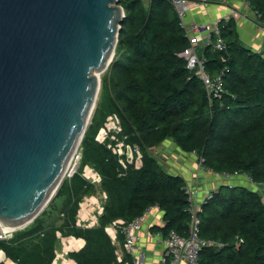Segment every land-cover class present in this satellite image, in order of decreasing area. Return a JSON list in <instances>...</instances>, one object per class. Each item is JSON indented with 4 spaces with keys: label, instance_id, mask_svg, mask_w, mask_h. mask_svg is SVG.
<instances>
[{
    "label": "trees",
    "instance_id": "1",
    "mask_svg": "<svg viewBox=\"0 0 264 264\" xmlns=\"http://www.w3.org/2000/svg\"><path fill=\"white\" fill-rule=\"evenodd\" d=\"M125 20L115 57L102 78L100 96L80 145L82 161L72 178H65L44 212L0 250L16 264H53L59 236L83 240L69 254L76 264H134L106 228L127 223L157 205L164 226L153 233L187 237L191 215L187 182L167 172L155 153L172 141L186 154H196L210 172L247 175L260 190L245 186L220 187L204 206L201 237L224 245L206 248L201 264H264V51L255 52L239 38L234 19L221 20L226 48L202 47L200 56L212 77L222 76L224 92L212 97L178 54L191 43L169 0H118ZM264 23V0H243ZM213 40L216 39L214 36ZM116 115L122 132L116 140L138 147L142 165L124 169L121 157L109 148L116 142L97 136ZM102 177L107 195L98 225L77 226L80 206L98 188L83 177L86 167ZM123 246L124 236H119Z\"/></svg>",
    "mask_w": 264,
    "mask_h": 264
},
{
    "label": "water",
    "instance_id": "2",
    "mask_svg": "<svg viewBox=\"0 0 264 264\" xmlns=\"http://www.w3.org/2000/svg\"><path fill=\"white\" fill-rule=\"evenodd\" d=\"M118 0H0V228L31 225L61 187L112 63Z\"/></svg>",
    "mask_w": 264,
    "mask_h": 264
},
{
    "label": "built area",
    "instance_id": "3",
    "mask_svg": "<svg viewBox=\"0 0 264 264\" xmlns=\"http://www.w3.org/2000/svg\"><path fill=\"white\" fill-rule=\"evenodd\" d=\"M175 7L178 17L181 22V26L186 32V35L191 43L190 47L186 48L184 51L180 52L178 56L186 61L187 69L198 76L202 81L209 97L212 95L218 96L224 92L222 86V76L212 77L208 74L204 67V61L200 56L198 47L202 43L203 47L213 46L217 50H224L226 48L225 41L221 37L219 22L211 23H194L188 25L185 22L187 13L190 10L191 3H209L214 1L227 2L229 0H169ZM257 16V14H256ZM258 18V16H257ZM261 30L264 32V23H260ZM216 39H212L213 37ZM201 40V41H200ZM122 132V127L120 120L116 115L108 118L106 125L100 130L97 138L99 141L103 142L106 139H111L115 141L116 144H110L109 148L112 149L114 154L121 157L120 163L124 169H127L128 165H135L137 168L142 165V154L138 147H133L131 145H126L123 140H116L114 134H119ZM195 154V153H194ZM196 155V154H195ZM200 159V158H199ZM82 161V153L80 147L75 153L69 168L66 173L65 178H72L80 167ZM80 163V164H79ZM79 164V167L77 165ZM201 167L205 171H209L203 166V160L200 159ZM69 171V172H68ZM221 176L226 179H231L232 177L246 176L248 180L253 184V181L247 175L240 174H222ZM85 177L92 184L99 186L102 183V177L95 171L93 167H86L83 173ZM97 186V185H96ZM228 187H235L232 184H227ZM257 186V185H255ZM259 187V186H258ZM256 191V190H255ZM186 193L188 194V200L190 202L189 212L191 215V221L189 225V234L187 237L181 236L176 232L170 233L164 241L165 253L159 264H201L200 254L206 248H217L221 249L224 247L222 243L203 239L200 235L201 233V217L200 215L204 212L203 206L210 200L213 199L215 191H205L201 194L199 183H187ZM103 203L96 202L92 207H86L83 202L81 203L79 214L77 217V226L80 228H91L98 225V219L104 212V204L107 200V195L103 194ZM85 210H88L91 215L86 217ZM160 211L157 205L148 208L144 214L130 223L124 220H117L113 222L110 226L106 228L107 233L111 237L113 243L118 247L117 256L118 261L123 262L125 253L133 256L134 264H141L140 258L136 256L138 242L140 239V233L142 230L143 223L146 218L151 216L153 212ZM92 216L95 219H92ZM25 229V228H24ZM23 229H13L4 233L2 227L0 228V241L11 240L15 233ZM119 236H124L125 242L122 246L119 242ZM67 238V237H66ZM74 238V237H72ZM59 239L62 240L64 237L61 235ZM59 240V241H60ZM85 245V242H84ZM83 245V246H84ZM83 247L72 246L69 252H77ZM63 252L56 251V258L53 264H62L61 260L64 255ZM0 264H16L10 262L3 250H0Z\"/></svg>",
    "mask_w": 264,
    "mask_h": 264
},
{
    "label": "crops",
    "instance_id": "4",
    "mask_svg": "<svg viewBox=\"0 0 264 264\" xmlns=\"http://www.w3.org/2000/svg\"><path fill=\"white\" fill-rule=\"evenodd\" d=\"M229 19H234L236 22L239 38L247 47L255 52L264 51V32L261 30L256 13L243 0L214 1L209 3L192 2L185 22L191 25L194 23H215ZM202 47L203 45L200 43L198 47L199 53ZM163 147L164 149H172V151L179 152L177 146L172 141L168 140L164 142L155 153L160 164L164 166L168 173L182 176L187 183L194 184L198 182L201 191L200 195L204 194L205 191H215L225 186L217 177L218 174L205 171L201 167L202 165L197 155L186 154L182 156L180 152L158 153ZM96 187L100 188V186ZM99 193L101 195L104 194V192H99L98 190L96 194L85 197L83 204L86 207L95 205L96 196ZM85 214L86 217L91 215L88 210H85ZM92 219H95V217L92 216ZM164 224V213L162 211L153 212L143 223L136 252V256L140 258L141 264H159L163 258L165 253L164 241L166 238L161 233H153L152 228L155 226L162 227ZM73 245L78 248L83 247L84 241L72 237H64V239L59 241L57 250L60 249V252H63L62 264H76L75 260L70 258L69 252L67 253Z\"/></svg>",
    "mask_w": 264,
    "mask_h": 264
},
{
    "label": "rangeland",
    "instance_id": "5",
    "mask_svg": "<svg viewBox=\"0 0 264 264\" xmlns=\"http://www.w3.org/2000/svg\"><path fill=\"white\" fill-rule=\"evenodd\" d=\"M146 5L149 3V1L150 0H142ZM106 73V72H105ZM105 73H103L102 75H101V79L103 78V76L105 75ZM161 147V146H160ZM178 149V148H177ZM81 151V150H80ZM178 151L180 152V154L183 156V155H186V153H184V152H182V151H180L179 149H178ZM162 152H164V153H179V152H177V151H172V149H164V147H163V149L160 151V152H158V153H162ZM80 164V163H79ZM79 164L77 165V167H79ZM69 172V171H68ZM217 177L220 179V181L221 182H223L224 184H225V187H227V188H229L226 184H232V185H234L235 187L236 186H247L248 188H250L251 190H260V187H258V186H255V185H253L249 180H248V178L246 177V176H238V177H232L231 179H226L225 177H223V176H221V175H217ZM97 186H99L98 184H96ZM219 189V188H218ZM217 189V190H218ZM98 190H99V192H101V189L100 188H98ZM217 190H215V191H217ZM97 199H96V202L98 201L99 203H103V195H101V193H99V194H97ZM61 247H62V245H61ZM59 252H60V249L58 250Z\"/></svg>",
    "mask_w": 264,
    "mask_h": 264
},
{
    "label": "bare ground",
    "instance_id": "6",
    "mask_svg": "<svg viewBox=\"0 0 264 264\" xmlns=\"http://www.w3.org/2000/svg\"><path fill=\"white\" fill-rule=\"evenodd\" d=\"M74 240V239H73Z\"/></svg>",
    "mask_w": 264,
    "mask_h": 264
}]
</instances>
